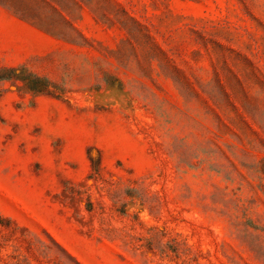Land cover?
Listing matches in <instances>:
<instances>
[{
	"label": "rangeland",
	"instance_id": "1",
	"mask_svg": "<svg viewBox=\"0 0 264 264\" xmlns=\"http://www.w3.org/2000/svg\"><path fill=\"white\" fill-rule=\"evenodd\" d=\"M0 264H264V0H0Z\"/></svg>",
	"mask_w": 264,
	"mask_h": 264
},
{
	"label": "trees",
	"instance_id": "2",
	"mask_svg": "<svg viewBox=\"0 0 264 264\" xmlns=\"http://www.w3.org/2000/svg\"><path fill=\"white\" fill-rule=\"evenodd\" d=\"M11 72H12L11 74H14V75L17 76V77H22V76H23V73H22L21 71L16 70V69L12 70ZM9 76H10V75H9ZM37 78L39 79L40 77H37ZM38 82H39V81H36L35 84H37Z\"/></svg>",
	"mask_w": 264,
	"mask_h": 264
}]
</instances>
